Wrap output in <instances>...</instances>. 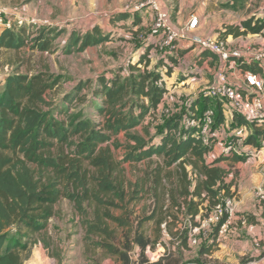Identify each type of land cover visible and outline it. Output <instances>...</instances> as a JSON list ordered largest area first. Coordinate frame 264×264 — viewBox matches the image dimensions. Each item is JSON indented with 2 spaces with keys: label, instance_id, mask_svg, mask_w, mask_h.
I'll return each instance as SVG.
<instances>
[{
  "label": "trees",
  "instance_id": "obj_1",
  "mask_svg": "<svg viewBox=\"0 0 264 264\" xmlns=\"http://www.w3.org/2000/svg\"><path fill=\"white\" fill-rule=\"evenodd\" d=\"M242 4L244 0H231L225 5L237 9ZM129 17L133 26L140 23L136 14L117 11L93 25L85 19L68 22L69 28L37 26L32 22L9 25L0 30V49L29 46L49 51L55 38L65 33L63 50L82 51L106 39L111 33L107 26ZM83 29L85 32L81 33ZM217 32V39L223 42L252 34L264 40V17L250 13L240 22H223ZM147 42L116 71L81 80L60 100L51 95L60 77L48 71H13L0 76V264H23L24 254L38 241L44 243L49 256L59 258L60 252L52 247V238L46 236V231L63 199L84 220L86 233L99 237L94 245L121 264L132 263L129 253L134 246L139 251L137 264H181V256L169 247L157 261L147 262L146 248L153 250L160 242L143 233V224L154 219L158 210L156 224L160 227L165 223L169 233L180 238V248L185 253L191 249L192 228L199 226V221L207 218L224 197L235 198L233 180L218 164L229 156H211V145L200 134L202 114L210 107L206 95L190 98L180 114L163 119L154 133L149 129L150 123L142 125L143 134L132 131L147 116H157L177 80L198 75L195 69L201 67L203 60L208 66L219 62L218 56L206 48H200L187 62L193 45L177 44L165 52L159 51L154 40ZM154 51L155 62L151 54ZM236 63L243 70L263 75L259 63L242 58ZM125 70L127 73L122 74ZM176 71L177 78L171 79ZM81 103L91 110L86 113L78 109L76 106ZM212 109L214 120L208 140L216 137L214 133L221 126L227 131L242 128L237 133L247 132L244 147L260 146L264 119H248L230 106L224 109L220 103ZM120 133L125 142L117 139ZM112 147L124 149L121 160L115 159ZM153 156L163 164L136 182L124 178L122 162L137 163ZM246 157L239 154L232 159ZM170 167L172 170L164 178L163 169ZM163 179L168 180L167 187L163 186ZM146 196L156 209L132 218L131 204ZM114 210H120V214ZM224 219L221 216L220 222ZM105 220H111L114 226L108 228ZM220 222L211 224L207 238L195 245L198 257H204L206 264H225L214 258L220 248ZM103 236L111 237V242ZM250 260L243 258L237 264Z\"/></svg>",
  "mask_w": 264,
  "mask_h": 264
},
{
  "label": "rangeland",
  "instance_id": "obj_2",
  "mask_svg": "<svg viewBox=\"0 0 264 264\" xmlns=\"http://www.w3.org/2000/svg\"><path fill=\"white\" fill-rule=\"evenodd\" d=\"M1 1V6L3 5V10L5 9V13L1 18H10V26L32 22L37 26H67L69 28L68 22L71 23L82 19H85L88 25H93L96 24L99 19L101 20L102 17L114 14L117 11L131 12L140 18V23L136 26L131 24V17L115 25L107 26V28L111 30V33H107V38L95 45L87 46L82 51L66 52L63 50L65 33H61L55 38L49 51L31 49L29 46L19 50L0 49V76H4L13 71L32 74L44 70L54 76L60 77L58 85L51 92L54 100H60L66 92L70 91L81 80H93L97 74H106L116 71L122 64L127 63L128 59L136 56L139 49L147 46V40H153L150 36V29L153 24L154 12L148 9L147 0ZM230 1L231 0H185L184 5L188 4L192 13H194L196 8H200L201 11H204L205 15H208L211 20H214L215 24L229 21L234 22V20L240 22L242 18L250 13L264 17L263 0H244L245 4L241 6L237 5V9H232L225 5L229 4ZM156 2H158V0H156ZM21 18L27 19L28 21L23 20L19 23L18 21ZM7 22V20H4L5 24H7ZM178 31L180 32V30ZM84 32L85 29L81 30V33ZM261 38L260 36L252 34L237 39L229 38L227 42L231 47H260L259 49L264 55V46L256 45L260 42ZM164 51L166 52L167 50ZM154 53H151L153 62L156 61L157 51H154ZM262 63V77L264 78V60H262ZM216 71L217 62H213L212 65H209V69L202 70L201 75L192 76L193 78L187 79L186 81L177 80V84L171 92L167 94L165 100L161 104L157 116H147L143 123L132 131L143 134L142 125L150 123L149 129L154 133L155 127L160 124L163 119L165 120L172 115L180 114L190 98L195 96H200V98H202L203 95H205L206 89L214 83ZM126 73L127 70L123 71L122 74ZM177 76L178 73L176 71L171 74V79L177 78ZM207 103L208 106L212 108H216V105L219 103L223 105L224 109L229 108V104L226 100L207 98ZM76 107L78 109L82 108L86 113L91 110L86 106V103H81ZM199 107L200 106H198V108ZM90 116L92 115L90 114ZM238 131H241V129H238ZM215 134L216 137L208 140L212 147L216 143L219 144L217 140L220 142L222 140L218 130L215 131ZM117 139L120 142H125L126 140L123 133H120ZM112 150L115 159L121 160L124 149L122 147H112ZM161 164H163L162 160L153 156L151 159H145L137 163L122 162L120 168L124 178L128 182H136L139 178L147 175L153 168ZM222 165L229 167L230 170L233 167L232 164L226 161H223ZM171 170L172 167L163 169L164 178H167ZM162 182L165 187L169 184L166 179H163ZM145 187L149 190V184L145 185ZM130 207L134 212L132 218H134V216L148 215L152 210L156 209L151 203V200L148 199V196L137 203L131 204ZM113 212L117 215L120 214V210H114ZM182 216L181 214L180 218H182ZM158 218L159 213L157 210L155 218L147 220L142 226V231L145 235L152 239L158 238L157 242H160L153 250L146 248L144 253L146 260L149 257L154 258L153 256L158 253L164 255L165 249L169 247L170 251L174 252L177 256H181V264L207 263L204 262V257L199 258L194 256L193 253L191 256L189 253L185 255V253H183L184 251L180 248V238L175 235L172 236L167 230L165 223H162L161 226L158 227L156 224ZM104 222H106L110 229L111 226H114L111 220H105ZM233 226L234 224H232L229 231H233ZM47 227L46 236H51L52 247L60 252L59 258L49 256L44 243L38 241L24 254L23 264H121V261L111 257L106 250L94 245L93 241L99 237L86 233L87 229L84 225V220L80 219L79 214L76 213L71 203L66 199L61 200L60 203L57 204L56 215L48 221ZM209 227L210 225L203 226L197 231L195 236L199 242L207 238V229ZM160 228L161 230L158 232ZM117 232L121 237V229H118ZM166 234L170 235L166 236ZM102 238L111 242V237L103 236ZM135 247L137 246H134V248ZM190 247L192 248V246ZM31 255H36L37 259L33 263H28L26 260ZM131 262V264H137L135 260H131ZM208 264L214 263L210 262Z\"/></svg>",
  "mask_w": 264,
  "mask_h": 264
},
{
  "label": "crops",
  "instance_id": "obj_3",
  "mask_svg": "<svg viewBox=\"0 0 264 264\" xmlns=\"http://www.w3.org/2000/svg\"><path fill=\"white\" fill-rule=\"evenodd\" d=\"M184 1L185 0H158L161 8L168 10L169 23L173 27V29L177 31L181 30V28L185 26L190 15L193 14L199 17L200 24L195 30L187 32L188 37L195 35L201 38L209 36L218 38L217 30L220 29L222 22L215 24L214 20H211L208 15H205L204 11H201L200 8H196L194 13H192L188 7V4L184 5ZM1 3L2 1L0 0V5ZM4 20H7L9 22L10 18L6 17L5 19H0V30L10 24V22H7V24H5ZM23 20L28 21L27 19L21 18L18 22L21 23ZM234 22H237V20H234ZM259 43L260 46H264L263 38H261ZM190 45H193L194 49L186 57L187 62H190L192 57L197 55L200 47L197 44L189 42L185 39L178 42V46L180 47H186ZM245 47L248 48L250 46H244V48ZM259 48L260 47H252L253 50H260ZM262 60L253 62L259 63L263 68ZM217 64L218 70V66H220L219 62ZM203 69H209V66L204 60L201 67H199V69H195V71H197L198 73V76L201 75ZM245 71L246 70H243L238 66L236 60H231L227 63V73L229 74V78L232 81H243V73ZM258 75L262 77V75ZM190 78L193 77L190 76L187 79ZM187 79H185L184 81H186ZM217 130L219 131V135L222 137V140L221 142L217 140L219 144L216 143L213 147L211 146L210 154L213 157L222 154V145L226 141H231L233 135L238 131H227L222 126ZM246 133L247 132L243 134L246 135ZM214 135L216 136L215 133ZM245 147H243L242 150L250 148V146H248L247 148ZM224 155L229 156V158L226 160H221L218 164L229 171L228 179L233 180V189H236V195L233 199L234 221L232 224H234V226L232 228L233 231H229L226 235H219L220 248L214 253V257L218 259L219 262L225 264H237L244 257L246 259L250 258L251 260L256 261L257 264H264V198H260L261 193H263L264 196V153H262L258 157L248 156L244 160L237 161L233 160L232 158H234L235 155L239 154L233 153V151H231L229 154ZM223 161L232 164L233 167L231 168V170L229 167L222 165ZM196 249H198L197 246L192 247L189 251L185 252V255L186 253H189L191 256V254L193 253L194 256L198 257ZM36 259V255H31L26 261L28 263H33Z\"/></svg>",
  "mask_w": 264,
  "mask_h": 264
},
{
  "label": "built area",
  "instance_id": "obj_4",
  "mask_svg": "<svg viewBox=\"0 0 264 264\" xmlns=\"http://www.w3.org/2000/svg\"><path fill=\"white\" fill-rule=\"evenodd\" d=\"M147 5L148 9L154 12L150 36L153 38L159 51L170 50L175 47L180 40L184 39L197 44L200 48L210 50L218 56L220 66H218V70L216 71L214 83L206 89L205 95L212 99L226 100L231 108L248 119H264V79L251 71H245L243 73V81H232L227 73V63L233 59L244 58L245 61L247 60L249 62L262 60L264 55L261 50H253L251 47H231L227 42L220 41L211 36L201 38L193 35L188 37L187 32L195 30L200 24V19L197 15L191 14L185 26H183L179 32L170 25L168 10L162 9L156 0H147ZM4 13L5 11L0 5V18ZM213 120L214 110L208 107L202 114V123L200 125V134L204 136L206 142H208L207 134L210 132ZM244 138L245 134L236 132L231 141H226L222 145L221 153L229 154L233 151V153L236 154H246L256 157L264 153V140L261 141L259 147L250 146V148L245 147L247 149L242 150L244 147ZM260 198H264L263 193H261ZM223 215L225 219L220 222V218ZM233 218V200L224 197L222 201L213 208V211H211L207 218L199 219V226L192 228L189 235V245L195 246L199 243V240L195 236L199 229L203 226L216 224L217 222H220L218 235L228 234L234 221ZM166 236L169 235L166 234ZM129 256L131 260L138 262L139 251L137 247L129 253ZM161 256H163L162 253L156 254L153 256L154 258L149 257L147 262L151 263L156 261ZM247 264H257V262L250 260Z\"/></svg>",
  "mask_w": 264,
  "mask_h": 264
}]
</instances>
